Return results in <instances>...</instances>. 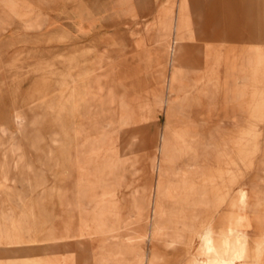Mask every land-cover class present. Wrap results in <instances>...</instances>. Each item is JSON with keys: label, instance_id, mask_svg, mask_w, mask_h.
<instances>
[{"label": "rangeland", "instance_id": "1", "mask_svg": "<svg viewBox=\"0 0 264 264\" xmlns=\"http://www.w3.org/2000/svg\"><path fill=\"white\" fill-rule=\"evenodd\" d=\"M93 1L99 37L84 39L72 54L59 52L62 35L46 39L57 46L42 54L49 61L21 66L7 87L12 107L0 116V264H238L264 253V230H245L246 236L214 224L264 225L260 193L240 191L229 200L230 208L250 214L213 213L224 199L202 196L211 185L205 99L211 89L219 98L216 83L222 90L224 84L210 66L224 55L194 37L191 13L202 12V0H163L157 12L156 0ZM83 2L0 0V35L17 23L42 30L49 14L66 13L65 4L78 5L69 13L88 14ZM260 47L240 59L250 65L244 73L254 86L246 125L257 131L245 133L240 145L246 164L264 157V38ZM195 62L198 76L188 79ZM169 98L177 100L175 114ZM194 106L197 116L188 112ZM166 134L175 146L170 157ZM191 144L197 149L187 156L183 148ZM253 168L245 166L247 173ZM194 253L207 260L188 261ZM171 254L182 258L162 263Z\"/></svg>", "mask_w": 264, "mask_h": 264}, {"label": "crops", "instance_id": "2", "mask_svg": "<svg viewBox=\"0 0 264 264\" xmlns=\"http://www.w3.org/2000/svg\"><path fill=\"white\" fill-rule=\"evenodd\" d=\"M92 1L86 4L82 0L89 11L88 14L69 13L76 10L71 9L72 7L75 5L78 7V5L65 4L66 13L49 14L47 25L42 30L26 31L21 28L20 23H17L11 31L0 35V116H4L5 106L7 111H11L10 107L12 106L7 103L9 102L7 87L14 83V76H17L16 71L21 66L34 63L36 60L49 61L48 57H43L42 54L46 56L52 52V48H57L56 45L47 44L48 40L45 41L46 39H54L62 35L65 42L63 41L58 47L59 52L72 54L79 52L78 44L84 39L93 40L99 37L100 21L99 18H96L98 17V15L96 16L97 10H94V6L98 3ZM155 2V12H157L163 0H156ZM106 4L114 5L115 3L108 2ZM200 6H203V13L197 10H192L191 13L195 31L194 37L204 38V42L213 48L212 53L219 51L224 55V59L218 66L214 62L210 64L212 70H218L224 84L222 90L221 84L216 83L215 90L220 95L219 98L214 96L213 89H211V94L205 99L206 124L203 127V138L209 156L204 159V166L210 168L209 182L211 185L208 189L204 188L202 196L206 195L204 198L210 199L216 197L227 199L225 203L223 200V204L221 203L213 213L225 214L233 211L238 214H250L249 210L239 209V207L232 209L228 203L230 199L238 197L240 191H246L249 197H253L256 192L260 193V197H264V157H255L252 163L246 164L245 159L238 156L240 145L243 146L245 143V133L257 132L255 129L250 131L255 127L246 125V118L250 115L248 107L251 103L252 87L254 86H252L251 79L246 77L244 73V70L250 65L240 59H243V55L249 53L251 48L257 49L258 53L260 51L261 39L264 38V0H202ZM174 16L176 17V12ZM179 21L184 22L182 16H180ZM201 23L205 24L202 34H200L198 27ZM37 39L43 41L36 42ZM13 41H15L14 45L7 46ZM41 42L45 43L40 44ZM176 48L178 49V46ZM174 54V78L168 80V87L171 92L176 90L175 80L179 69L177 59L179 52L176 51ZM192 66L193 72H189L188 79L196 78L198 76L197 71L201 68L197 62ZM212 78H216V73ZM260 85V76H258L255 87L259 88ZM245 87H247V91H245ZM168 101L170 107L168 111L175 114L174 105L177 100L169 98ZM196 108V106L191 107L188 112L197 116L195 114L198 108L197 110ZM11 116L14 115L11 114ZM174 147L173 138L166 134L163 149L167 157H170ZM183 149L187 156H191L196 152L197 147L191 144ZM218 151H225L227 155L217 156ZM245 166H254V168L247 173ZM189 170L192 171V169ZM236 201L235 198L232 203L235 204ZM214 224L216 229L227 228L246 236L248 233L245 230L249 231L251 235H255L256 231L264 230V225L256 223L248 225L249 223L246 221L237 223V227L226 223L224 220ZM194 242L193 251H196L199 242L196 238ZM206 256L205 254L194 253L188 255V261H191L192 258L197 262L206 261ZM167 258L162 263L165 261L176 262L177 259L175 258L182 257L179 254H171L167 255ZM236 262L238 264L245 262L264 264V253L255 254V257L250 259H237Z\"/></svg>", "mask_w": 264, "mask_h": 264}, {"label": "bare ground", "instance_id": "3", "mask_svg": "<svg viewBox=\"0 0 264 264\" xmlns=\"http://www.w3.org/2000/svg\"><path fill=\"white\" fill-rule=\"evenodd\" d=\"M3 21V20H2ZM4 24V23H3ZM87 90V89H86ZM89 90V89H88ZM78 93V92H77ZM89 101H92V99L91 100H89ZM88 102V101H87ZM90 103V102H89ZM76 104H77V102H76ZM75 104V105H76ZM110 105V104H109ZM108 106V105H107ZM106 106V107H107ZM115 106V105H114ZM79 107V106H78ZM113 108V107H112ZM70 113V112H69ZM70 115V114H69ZM77 123V122H76ZM78 129V128H77ZM79 130V129H78ZM81 131V130H80ZM172 142V141H171ZM171 146V145H170ZM169 146V147H170ZM169 149H171V148H169ZM169 157V156H168ZM165 158V157H164ZM71 165V164H70ZM175 187V186H174ZM208 189V188H207ZM166 190H168V189H166ZM171 190V189H170ZM189 191H192V190H189ZM171 192V191H170ZM204 192V191H203ZM211 193V192H210ZM170 194V193H169ZM172 195V194H171ZM188 195H190L189 193H188ZM193 195H195V194H193ZM208 195V194H207ZM206 196V195H205ZM204 196V197H205ZM70 198H69V204H73L72 203V198H71V196H69ZM172 197V196H171ZM197 197V196H196ZM185 198V197H184ZM192 198V197H191ZM207 198V197H206ZM199 199V198H198ZM215 199V198H214ZM187 200V199H186ZM80 201V200H79ZM188 201V200H187ZM195 201H196V199H195ZM198 202H199V200H198ZM191 203V202H190ZM196 203V202H195ZM208 203V202H207ZM210 203V202H209ZM199 205V204H198ZM203 205V204H202ZM190 206V205H189ZM205 206H207V205H205ZM214 207V206H213ZM214 227V226H213ZM236 230V229H235ZM242 231V230H241ZM211 250V249H210ZM147 255V254H146ZM211 260V259H210Z\"/></svg>", "mask_w": 264, "mask_h": 264}]
</instances>
